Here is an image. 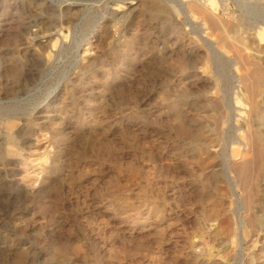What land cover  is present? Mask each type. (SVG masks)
I'll return each mask as SVG.
<instances>
[{
  "label": "rangeland",
  "instance_id": "1",
  "mask_svg": "<svg viewBox=\"0 0 264 264\" xmlns=\"http://www.w3.org/2000/svg\"><path fill=\"white\" fill-rule=\"evenodd\" d=\"M193 1L0 0V264H264V0Z\"/></svg>",
  "mask_w": 264,
  "mask_h": 264
},
{
  "label": "bare ground",
  "instance_id": "2",
  "mask_svg": "<svg viewBox=\"0 0 264 264\" xmlns=\"http://www.w3.org/2000/svg\"><path fill=\"white\" fill-rule=\"evenodd\" d=\"M208 1H211V0H202V1H193L192 4H187L186 7H188V11L190 12H193L195 10H199V13L201 11H206L207 13V18L204 19V20H208V19H213L216 21V24H217V27H221L220 26V22H217V19H214L213 17V12L209 11V9L206 7V4ZM212 2V1H211ZM208 5V4H207ZM190 8V9H189ZM211 10V9H210ZM202 32L203 34H205L207 31L204 27H202ZM221 33V32H220ZM203 44H209L210 45V48L213 50V52L218 55V56H222V51L221 49L219 48V45L213 41H211L209 39V37L207 35H202V37H200ZM208 45V46H209ZM209 48V49H210ZM237 53V52H236ZM246 59V58H245ZM245 63V62H244ZM189 65V61L187 60L186 62V65ZM194 64V63H193ZM195 66V65H194ZM248 66V65H247ZM190 67V66H189ZM263 71L261 69L260 66H254V69H251V68H248V67H244V72L242 75H240L237 79H236V84H234V101L237 103L239 102L243 96L247 95V98L249 100V103H250V113H253L256 111V105H255V96H256V91H257V87H256V84L260 78V76L262 75ZM245 90V91H244ZM229 106V105H228ZM237 106V104L235 105ZM248 111V112H249ZM177 130L178 131H183L184 130V125L183 124H179L177 126ZM253 143L254 142V146H255V154L258 156V164H259V169L263 166L264 164V145L262 143V139H261V134L259 132H255L251 138L250 141L246 142L244 145V149L243 151L244 152H247L245 153L244 155H241V158H240V162H238V169H239V172L237 170V173H239V175L242 177L243 176V173L246 169V166H247V162H248V158L246 159H243V156H247V154H249V151H251L249 149L250 147V143ZM251 143V144H252ZM256 144V145H255ZM252 145V146H253ZM253 146V147H254ZM257 146V147H256ZM251 148V147H250ZM257 148V150H256ZM252 153V151H251ZM238 175V176H239ZM240 177V178H241ZM242 179V178H241ZM249 179V178H248ZM248 181V180H247ZM251 181V180H250ZM249 181V182H250ZM247 186V185H246ZM250 186V185H249ZM248 190V189H247ZM64 252L63 251H60V254L61 255H64L63 254Z\"/></svg>",
  "mask_w": 264,
  "mask_h": 264
}]
</instances>
